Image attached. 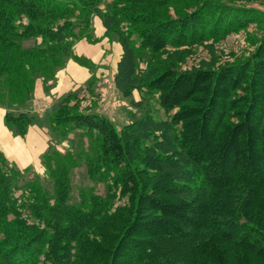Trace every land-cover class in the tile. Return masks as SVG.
Returning <instances> with one entry per match:
<instances>
[{"label": "trees", "instance_id": "obj_1", "mask_svg": "<svg viewBox=\"0 0 264 264\" xmlns=\"http://www.w3.org/2000/svg\"><path fill=\"white\" fill-rule=\"evenodd\" d=\"M166 7L177 12L158 18ZM93 16L121 45L115 89L155 96L167 117L117 130L76 92L63 95L51 127L95 136L84 160L104 194L70 201L76 156L56 150L43 155L52 192L38 180L19 191L20 172L0 151V264H264V30L241 59L218 63L213 46L264 23V12L218 0H0L7 128L24 135L32 124L35 79H53L69 58L90 66L72 44ZM197 43L210 57L196 66L139 68L141 50Z\"/></svg>", "mask_w": 264, "mask_h": 264}, {"label": "rangeland", "instance_id": "obj_2", "mask_svg": "<svg viewBox=\"0 0 264 264\" xmlns=\"http://www.w3.org/2000/svg\"><path fill=\"white\" fill-rule=\"evenodd\" d=\"M218 1L227 2L239 7L252 8L258 10L259 12H264V0ZM181 10L182 8L179 9L178 12H182ZM175 11L177 12V10H174L172 7H166L155 11V14L158 18H165L167 15L174 16ZM93 17L91 18L90 26L87 29L79 26L82 28L84 34L73 41V51L75 48H77V44L79 45L80 41L82 42L85 40L89 43H97L100 38L107 37V41L110 43L109 51L111 55L108 51L107 54L112 56V54H114L111 47L112 43L119 42L113 35L107 34L105 30H103L102 34L96 35L97 32L95 31V23L98 20L95 18L93 19ZM126 26L127 23H124L123 27L125 28ZM74 30L76 32H81L78 27ZM263 30L264 23H250L245 28L233 31L218 41L213 42L217 62H231L249 55L253 50L256 41L261 36ZM133 37L137 40L136 35ZM32 43V39L24 42L26 45H31ZM138 55V65L141 69H144L149 65L158 66L157 68H163L167 65L186 69L190 68L191 66L198 65L202 59H209L210 57L204 45L198 43L189 46H180L178 48L169 47L156 55L141 50ZM96 64L90 62V66H88V68L96 69V67H98ZM104 67L109 70L108 65H105ZM92 72H94V70ZM92 77L93 79L91 80L92 82L89 87L86 89V84L84 86L85 95L81 99L80 107L82 108L86 106V108L89 107L90 110L98 109L96 110L97 112L105 114L112 120V123L117 130H119L124 124L131 122L132 120L147 113L152 114L156 118L167 117V115L159 107L155 96H146L138 89H132L128 95H123L115 89L114 85L108 84L107 80L104 86H99V78H97L98 76L96 77L94 74H92L89 79ZM103 77L109 78V71L108 73L106 72ZM75 92L77 94H82L81 91H79V93L77 91ZM78 97L80 96L78 95ZM131 100L141 101V106L136 107L132 105ZM33 106L36 113H44L45 110L49 108L48 104L44 100L40 99H36ZM56 106L57 104L54 105L53 108L48 109L45 114L44 123L47 125L48 122V128L47 131H44V134L41 135L42 139L44 138L41 144L43 147L48 146L46 152L56 150L62 155H67L70 153V155L76 156L74 160L70 161V163L74 162L69 173L71 182L70 201L77 202L79 200L80 194L89 192L90 190L103 195L104 183L102 181L90 178L87 175V167L84 160L86 153L92 154L93 152L91 150V146L96 141L95 136L84 130L72 128L71 126L66 130V133L62 135L58 131L52 129L50 124L51 120L49 117L52 116ZM1 110H3L4 113L6 111V109L0 104V111ZM30 114H32L34 119L36 118L35 114ZM2 124V129L8 133L7 136L9 139H11H1L0 151L4 155L8 164L18 169L20 172L17 179L19 191L23 190V187L28 181L38 180L44 188L52 192V179L50 178L48 169L43 162V153L39 152L37 155L35 154L31 158H28L29 153H26L28 150L25 151V148L28 147L26 133L24 135H19L7 128L4 123V114L2 115ZM14 137L19 138L18 142L14 141L16 140ZM40 150L41 149H38V151ZM119 202H122V200H115L113 207L119 204ZM12 217L11 214L8 216L9 219Z\"/></svg>", "mask_w": 264, "mask_h": 264}, {"label": "crops", "instance_id": "obj_3", "mask_svg": "<svg viewBox=\"0 0 264 264\" xmlns=\"http://www.w3.org/2000/svg\"><path fill=\"white\" fill-rule=\"evenodd\" d=\"M97 19L98 21L95 23V31L97 32L96 35H100L103 33L104 27L101 24V21L98 17L94 16L93 19ZM98 37V36H97ZM100 38V37H99ZM108 38H100L97 43H89L85 40L82 42L80 41L79 45L77 44V48H75V54L78 56L85 57L88 59L89 62L96 64L98 67L96 69L88 68V66L79 64L72 58L67 59L64 66L57 70L52 80L44 81L42 78H37L34 81L33 85V92L32 98L28 102L26 109L36 115V118H33L32 124L28 126L26 132V140L28 142V147L25 148L26 153L28 154V158H31L33 155H37V153H46L48 146L43 147L41 142L44 140L42 139L41 135L44 134V131H47V125L44 123L45 121V114L48 109L53 108L59 101V99L67 94L68 92H75L79 91L82 94H78L79 96L83 97L85 95L84 86L90 76L94 74L97 78H99V86H104L106 80L108 84H113V76L116 72V64L121 55L122 49L119 43H112L113 53L112 56L110 53V43L107 41ZM110 53L107 54L108 52ZM108 65L107 70L104 66ZM104 67V68H102ZM94 70V72H92ZM104 71V72H103ZM110 73L109 78H104L103 76L107 72ZM115 87V86H114ZM36 99L44 100L49 108L45 110L44 113H36L34 110V101ZM98 110V109H96ZM95 109L93 111H96ZM0 145L1 139L10 140L7 136V132H5L2 124V115L4 111H0ZM50 118V117H49ZM47 133V132H46ZM12 137V136H11ZM14 141L18 142L19 138L14 137ZM38 149H41L38 151ZM37 150V151H35ZM27 157V156H26Z\"/></svg>", "mask_w": 264, "mask_h": 264}]
</instances>
